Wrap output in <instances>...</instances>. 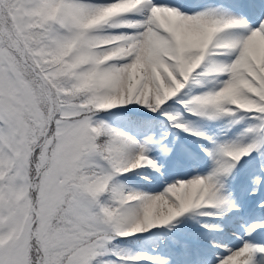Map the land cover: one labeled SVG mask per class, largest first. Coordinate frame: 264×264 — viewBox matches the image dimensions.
Returning <instances> with one entry per match:
<instances>
[{
  "label": "snow or ice",
  "instance_id": "6c2138e0",
  "mask_svg": "<svg viewBox=\"0 0 264 264\" xmlns=\"http://www.w3.org/2000/svg\"><path fill=\"white\" fill-rule=\"evenodd\" d=\"M0 264H264V0H0Z\"/></svg>",
  "mask_w": 264,
  "mask_h": 264
}]
</instances>
